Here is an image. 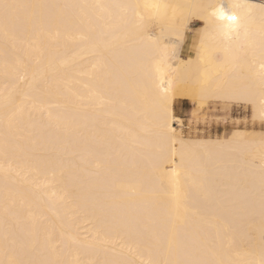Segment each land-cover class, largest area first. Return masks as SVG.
I'll list each match as a JSON object with an SVG mask.
<instances>
[{"label": "bare ground", "instance_id": "obj_1", "mask_svg": "<svg viewBox=\"0 0 264 264\" xmlns=\"http://www.w3.org/2000/svg\"><path fill=\"white\" fill-rule=\"evenodd\" d=\"M163 2L158 22L144 0H0L3 264H264V134L185 137L174 114L183 98L264 120V0L229 41L199 19L217 0Z\"/></svg>", "mask_w": 264, "mask_h": 264}, {"label": "rangeland", "instance_id": "obj_2", "mask_svg": "<svg viewBox=\"0 0 264 264\" xmlns=\"http://www.w3.org/2000/svg\"><path fill=\"white\" fill-rule=\"evenodd\" d=\"M189 24L184 45L187 48L192 47L194 36L202 21L192 17ZM152 28L155 29L156 25L153 24ZM174 114L182 118V126H176V123L174 126L177 129L180 128L181 134L185 137L226 134L228 133L227 131H230L234 127L259 130L260 134H264V120L257 123V121L251 119V108L248 104H227L219 101H208L201 108H197L191 104L190 100L182 98L174 102Z\"/></svg>", "mask_w": 264, "mask_h": 264}, {"label": "clouds", "instance_id": "obj_3", "mask_svg": "<svg viewBox=\"0 0 264 264\" xmlns=\"http://www.w3.org/2000/svg\"><path fill=\"white\" fill-rule=\"evenodd\" d=\"M221 3L222 0H217L207 5L206 24L216 36L229 41L246 25L251 7L244 0H229L230 11H226ZM143 7L151 13L147 17L148 21L163 22L169 6L163 0H144ZM144 19L141 17L142 22ZM179 39H183L182 34Z\"/></svg>", "mask_w": 264, "mask_h": 264}, {"label": "snow or ice", "instance_id": "obj_4", "mask_svg": "<svg viewBox=\"0 0 264 264\" xmlns=\"http://www.w3.org/2000/svg\"><path fill=\"white\" fill-rule=\"evenodd\" d=\"M201 6H203V5H201ZM2 7L5 9V13L7 14V11L9 9L17 7V6L10 5V4H3ZM128 7H137V6L129 5ZM199 19L204 21L205 26L203 28H204L205 31H207L209 29V27L206 24L205 16H201V17H199ZM133 27H135V28H143L144 25L143 24H138V25H133ZM244 29H245V26L242 27L240 29V31L233 38H237V39L240 38L241 32ZM245 35H247L246 32H245ZM150 37L151 36L149 35V38ZM177 37L179 38V34H177ZM261 48L264 49V38H262V40H261ZM230 51L231 50L227 49V48L223 50L226 61L228 59ZM197 55L200 56V57L203 56L202 48L197 51ZM262 67H264V65H262ZM261 79L264 80V73L261 74ZM168 91H170V87H169V89H165V95H164L163 121H164V126L165 127H168V113H167V93H168ZM262 119H264V113H262ZM0 264H3V262H0ZM7 264H23V262L12 260V261H8ZM153 264H202V262H200V261H192V260L173 259V260L155 261V262H153Z\"/></svg>", "mask_w": 264, "mask_h": 264}]
</instances>
